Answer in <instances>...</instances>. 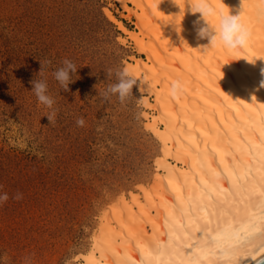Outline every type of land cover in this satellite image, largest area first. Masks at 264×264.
<instances>
[{
	"label": "rangeland",
	"instance_id": "374dc122",
	"mask_svg": "<svg viewBox=\"0 0 264 264\" xmlns=\"http://www.w3.org/2000/svg\"><path fill=\"white\" fill-rule=\"evenodd\" d=\"M125 3L0 0V194L9 195L0 206V264H85L97 236L116 225L121 204L149 199L146 188L166 176L164 160L185 166L152 128L161 115L143 86H134L124 104L115 95L102 100L117 82L115 71L148 59L112 18L141 32V2ZM145 41L161 50L160 69L162 48L151 35ZM65 58L78 68L69 92L52 76ZM49 60L37 76L40 61ZM33 79L47 80L57 110L53 123L46 117L52 110L31 91ZM81 117L83 127L76 123ZM17 192L23 199H12Z\"/></svg>",
	"mask_w": 264,
	"mask_h": 264
},
{
	"label": "bare ground",
	"instance_id": "6f19581e",
	"mask_svg": "<svg viewBox=\"0 0 264 264\" xmlns=\"http://www.w3.org/2000/svg\"><path fill=\"white\" fill-rule=\"evenodd\" d=\"M140 2V33L112 18L148 55L130 72L155 96L148 105L161 117L152 128L185 166L164 160L166 176L144 189L149 199L134 197L112 213L116 225L97 236L85 264H250L264 253V0H242L250 38L236 50L200 47L208 41L196 37L194 0ZM208 2L217 14L208 18L213 28L224 4L231 14L240 9V0ZM150 35L166 58L160 69ZM174 82L181 85L175 95Z\"/></svg>",
	"mask_w": 264,
	"mask_h": 264
},
{
	"label": "clouds",
	"instance_id": "9594fccd",
	"mask_svg": "<svg viewBox=\"0 0 264 264\" xmlns=\"http://www.w3.org/2000/svg\"><path fill=\"white\" fill-rule=\"evenodd\" d=\"M224 4V3H223ZM227 11L219 15L218 24L216 27H212L209 22V17L216 16L215 9L209 4L208 0H194V7L190 11L195 14L199 13L200 16L193 21V27L196 32L198 40L207 39L208 44L200 47H215L218 44L222 45L228 50L241 49L247 46L250 38V32L248 28L241 22V6L242 0H240V9L238 14H231L228 6L224 4ZM203 21L204 23H201ZM248 62V61H247ZM250 64H255L248 62ZM41 69L37 76H44L45 65H51V61H40ZM62 66L56 68L52 72L53 78L59 83L61 89L65 92H69V85L75 82L73 79L77 73V66L70 59H63L61 62ZM108 78L113 75V70H107ZM261 75L264 76V68H261ZM116 83L108 85L106 90L101 94L103 102H110L112 96H117L119 102L124 104L126 100L133 96V87L136 86L140 91L142 90L143 81L139 80L128 70L127 67L115 71ZM138 80L140 84L138 85ZM32 85V92L37 98L39 104L46 106L51 109L46 117L49 123H53L57 115V110L54 109L55 100L49 94L48 83L46 79H33L29 82ZM261 87H264V80L260 83ZM181 85L179 82L172 84V93L175 95L180 89ZM77 126L83 127L85 124L84 119L81 117L76 121ZM14 200L23 199V194L20 192L15 193L12 196ZM9 200L8 193L0 194V206Z\"/></svg>",
	"mask_w": 264,
	"mask_h": 264
},
{
	"label": "water",
	"instance_id": "95a60500",
	"mask_svg": "<svg viewBox=\"0 0 264 264\" xmlns=\"http://www.w3.org/2000/svg\"><path fill=\"white\" fill-rule=\"evenodd\" d=\"M250 264H264V253Z\"/></svg>",
	"mask_w": 264,
	"mask_h": 264
}]
</instances>
